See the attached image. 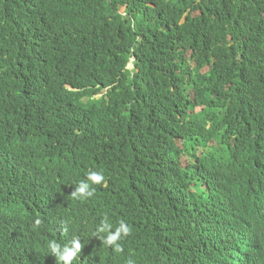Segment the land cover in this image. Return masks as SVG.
Instances as JSON below:
<instances>
[{"label":"trees","instance_id":"trees-1","mask_svg":"<svg viewBox=\"0 0 264 264\" xmlns=\"http://www.w3.org/2000/svg\"><path fill=\"white\" fill-rule=\"evenodd\" d=\"M73 239L70 264H264V0H0V264Z\"/></svg>","mask_w":264,"mask_h":264},{"label":"clouds","instance_id":"clouds-1","mask_svg":"<svg viewBox=\"0 0 264 264\" xmlns=\"http://www.w3.org/2000/svg\"><path fill=\"white\" fill-rule=\"evenodd\" d=\"M104 179L102 173L100 172H89L87 174V180L80 182L76 190L72 193L73 198L78 199H87L94 194V189L91 188L92 184H99ZM57 203V202H56ZM43 210H45L49 206V199H45L42 201ZM83 208V207H82ZM80 208V210L82 209ZM77 213V215H78ZM40 221L37 220L36 224L39 225ZM113 227L111 223H109L107 217H105L104 221L102 222L101 231L107 232V237L103 238L104 245L109 246L113 245L109 248L119 252L122 250L119 240H121L124 236H127L130 232L129 226L125 222H120L118 227H116V231L110 232L109 229ZM123 234V235H122ZM70 245L63 246V251H61V245L55 241H51L48 245L49 249L52 253L57 256V264H70V262L76 257L77 253L80 251L82 245L79 239H73L70 242ZM128 264H133L131 260H129Z\"/></svg>","mask_w":264,"mask_h":264},{"label":"rangeland","instance_id":"rangeland-1","mask_svg":"<svg viewBox=\"0 0 264 264\" xmlns=\"http://www.w3.org/2000/svg\"><path fill=\"white\" fill-rule=\"evenodd\" d=\"M124 9H122V11H123ZM130 67H133V65L132 64H130Z\"/></svg>","mask_w":264,"mask_h":264}]
</instances>
